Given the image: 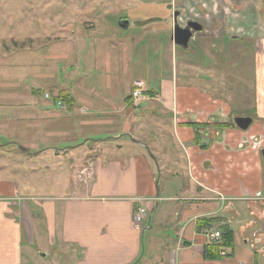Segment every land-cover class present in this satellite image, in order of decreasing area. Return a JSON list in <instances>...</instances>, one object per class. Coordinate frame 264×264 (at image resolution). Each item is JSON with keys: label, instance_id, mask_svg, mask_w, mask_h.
<instances>
[{"label": "crops", "instance_id": "0c3cea01", "mask_svg": "<svg viewBox=\"0 0 264 264\" xmlns=\"http://www.w3.org/2000/svg\"><path fill=\"white\" fill-rule=\"evenodd\" d=\"M118 19L127 21L120 28L133 31L120 40L141 44L136 40L145 38L157 53L166 45L170 57L185 58L186 84H177L172 67L157 86L143 79L146 97L133 104L134 79L124 77L118 51L99 56L95 48L94 57H71L70 64L63 52L45 57L59 68L46 74L45 92L31 89L43 101L16 107L27 133L22 143L28 151H21L33 156L80 146L92 153L72 168L78 177L65 195L21 192L17 172L0 167V264H23L34 255L44 264H264V0H139ZM187 19L202 31L182 48L172 41V28L175 20ZM66 30L56 39L72 41L76 30L73 38ZM243 31L250 36L240 37ZM249 41L254 51L251 81L242 87L250 91L246 101L234 104L228 91L215 96L193 83L191 57H245ZM73 61L79 75L74 82L67 74ZM100 68L111 72L112 82L99 88L95 79L83 80L86 70ZM59 92L68 102L57 98ZM237 116L251 118L246 130L235 126ZM13 143L0 144L10 157ZM147 148L164 163L158 191ZM137 206L156 216L157 236L148 250L142 237L152 226L147 212L141 228L134 225ZM225 226L233 231L231 246L221 247L225 255L204 257V247L214 243L204 230ZM145 254L148 263L141 262Z\"/></svg>", "mask_w": 264, "mask_h": 264}, {"label": "rangeland", "instance_id": "374dc122", "mask_svg": "<svg viewBox=\"0 0 264 264\" xmlns=\"http://www.w3.org/2000/svg\"><path fill=\"white\" fill-rule=\"evenodd\" d=\"M138 1L0 0V107H3L0 108V144L13 141V153H15L10 157L4 151L6 147L0 146V167L17 172L16 175L13 173V178L21 192H29L37 196L67 194L74 187L78 177L75 169L72 170V168L78 166V163L84 159V154L91 156L92 153L87 147L79 148L80 146L72 150L62 149L58 153L46 150L33 156H27L26 153L17 150L19 145L25 146L22 142L27 140V133L24 123L17 118L19 109L16 107L37 101V99L43 101L44 96L32 95L31 89L45 92L50 83L46 74L59 68L56 65L53 69V64L45 57L63 52L70 57V64L71 57L72 60H74L73 57H94L95 48L98 49L99 56H102L103 50L108 51L109 55L111 52L118 51L117 60L122 63L128 73L124 76L128 80H150L154 87L157 86L156 81L159 78L169 77L172 67H175L177 84H186L187 61L183 57H176V60L175 57H170L169 47L164 45L161 48L162 54H160L157 53L156 48L146 47L148 41H143L145 38L136 40L141 44H132L119 39L133 31L120 28L118 23L121 25L123 20L118 18L125 15L127 6L136 4ZM65 27L66 36L69 38H73L72 32L76 30L77 34L72 41L56 39L63 35L59 33V30ZM114 35L118 36L113 38ZM199 35L201 33L195 34L194 38ZM160 36L164 42H168V35L161 34ZM239 36L248 38L250 34L243 31V34ZM250 43L249 41L247 48L244 49L246 56L227 60L228 65L227 61L217 54L213 57H204V59L203 57H191L195 65L192 68L193 83L215 96L219 92L228 91L234 104L239 105L242 100L246 101L250 91L243 90L242 87L251 81L252 76L250 68L253 66L251 56L254 49L249 51ZM72 64L68 66L67 74H69L70 81L71 76L75 77L74 82L79 75H77L74 61ZM55 73L57 77L53 81L59 82L61 77L57 72ZM84 73L83 80L95 79V85L99 88L106 86L110 78L111 82L113 80L111 72H105L101 68L98 71L88 69ZM63 81L67 82L66 79ZM80 82L81 80H78L79 84ZM68 88L73 90L71 86ZM47 98L51 99V97ZM57 98L68 102V97L61 95L60 92ZM146 134L154 136L151 130H147ZM38 137L35 135L36 139ZM151 163L156 170L155 181L158 179V186L162 187L166 175L164 163L158 157L157 160L155 157L151 158ZM0 177H2L1 173ZM183 181H185L184 173H180L177 182L182 183ZM147 215H149L152 228L145 231L142 237V244H145L146 248L150 238L156 239L158 231L153 224L156 216H152L150 210L147 211ZM145 224L144 226L147 225ZM41 229L45 230L43 225ZM46 240H48L47 237ZM147 258L145 254L141 262H147ZM22 263L44 264L36 255L26 258V261L22 259Z\"/></svg>", "mask_w": 264, "mask_h": 264}, {"label": "water", "instance_id": "95a60500", "mask_svg": "<svg viewBox=\"0 0 264 264\" xmlns=\"http://www.w3.org/2000/svg\"><path fill=\"white\" fill-rule=\"evenodd\" d=\"M176 18V15H175ZM127 21H122L123 24H126ZM202 31V25L193 19H187L184 22V25L177 20L174 21V25L172 28L171 39L175 45L179 47H187L189 41L195 39V34ZM233 122L236 127L242 130H246L251 123V118L248 116H237L233 118ZM18 148L23 151H28L27 147L19 145ZM149 155L153 158V155L147 149ZM262 159L264 162V149L261 150ZM156 189L158 191V179L156 180ZM152 211H150L151 213Z\"/></svg>", "mask_w": 264, "mask_h": 264}, {"label": "built area", "instance_id": "2783aa9c", "mask_svg": "<svg viewBox=\"0 0 264 264\" xmlns=\"http://www.w3.org/2000/svg\"><path fill=\"white\" fill-rule=\"evenodd\" d=\"M145 91H146L145 81L142 79H134L132 82L131 102L133 104H138L140 101L145 99L146 97ZM146 212H147L146 209L142 206H137L134 209L133 223L137 228H141V226L143 225L145 221ZM204 234L208 236V238L216 244L220 243L221 241L220 230L205 229ZM219 254L221 256H224L225 251L223 249H220Z\"/></svg>", "mask_w": 264, "mask_h": 264}, {"label": "trees", "instance_id": "16d2710c", "mask_svg": "<svg viewBox=\"0 0 264 264\" xmlns=\"http://www.w3.org/2000/svg\"><path fill=\"white\" fill-rule=\"evenodd\" d=\"M65 96V95H64ZM65 98V97H64ZM221 232V241L216 244H209L204 247V257L209 259H215L218 256V251L221 247L231 246L233 241V231L227 226L223 227Z\"/></svg>", "mask_w": 264, "mask_h": 264}, {"label": "flooded vegetation", "instance_id": "af4514ba", "mask_svg": "<svg viewBox=\"0 0 264 264\" xmlns=\"http://www.w3.org/2000/svg\"><path fill=\"white\" fill-rule=\"evenodd\" d=\"M184 22H185V21H183V22L181 23V25H184Z\"/></svg>", "mask_w": 264, "mask_h": 264}, {"label": "bare ground", "instance_id": "6f19581e", "mask_svg": "<svg viewBox=\"0 0 264 264\" xmlns=\"http://www.w3.org/2000/svg\"><path fill=\"white\" fill-rule=\"evenodd\" d=\"M195 133V132H194Z\"/></svg>", "mask_w": 264, "mask_h": 264}]
</instances>
